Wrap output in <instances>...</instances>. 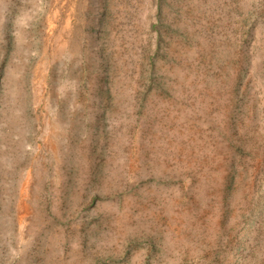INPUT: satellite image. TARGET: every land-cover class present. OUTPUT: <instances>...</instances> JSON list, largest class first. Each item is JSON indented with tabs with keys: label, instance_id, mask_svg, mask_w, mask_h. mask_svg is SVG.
I'll list each match as a JSON object with an SVG mask.
<instances>
[{
	"label": "rangeland",
	"instance_id": "rangeland-1",
	"mask_svg": "<svg viewBox=\"0 0 264 264\" xmlns=\"http://www.w3.org/2000/svg\"><path fill=\"white\" fill-rule=\"evenodd\" d=\"M0 264H264V0H0Z\"/></svg>",
	"mask_w": 264,
	"mask_h": 264
}]
</instances>
